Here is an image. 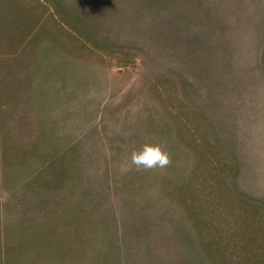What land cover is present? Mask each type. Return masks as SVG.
<instances>
[{
    "label": "rangeland",
    "instance_id": "1",
    "mask_svg": "<svg viewBox=\"0 0 264 264\" xmlns=\"http://www.w3.org/2000/svg\"><path fill=\"white\" fill-rule=\"evenodd\" d=\"M39 169L33 226L90 264H264V0H0V203Z\"/></svg>",
    "mask_w": 264,
    "mask_h": 264
},
{
    "label": "crops",
    "instance_id": "2",
    "mask_svg": "<svg viewBox=\"0 0 264 264\" xmlns=\"http://www.w3.org/2000/svg\"><path fill=\"white\" fill-rule=\"evenodd\" d=\"M21 52H9L8 54H5L4 57L5 60L8 62L3 63L2 66L4 68L5 64V71L9 70L8 72L12 73L13 68L15 70H18V66H15V60L14 58L19 56ZM26 58L23 56V59ZM36 58V55H35ZM39 62H41V58L39 55ZM24 64V63H23ZM6 65H9L6 66ZM34 68V67H33ZM4 73V71L2 72ZM16 76L15 79L20 78L21 80L25 79L18 74L14 75ZM36 79L34 80V88H36ZM30 86L27 88H24L21 86L19 90H16L17 92L25 91V89H29ZM36 90V89H35ZM25 95V94H24ZM17 96H20L18 94ZM20 98H13L12 100L6 99L3 100V103L1 107H10L12 105L13 107H21ZM23 107V106H22ZM13 111V110H12ZM11 111V112H12ZM17 113H20L19 110L15 109V114L11 118V122L14 124L13 127H17L21 120L17 116ZM18 119V120H17ZM34 165V164H33ZM38 171L31 174L28 178L24 179L20 177V180L16 184V187L13 191V195L11 199H3L0 203V216L2 225H5L6 219L9 220L12 216L14 218L15 226L17 227V233H19V239L17 242H1L0 245H3L7 250H10V247L12 245H16L17 249V255L16 258L13 259V261H17V263L12 264H78L77 262L80 260L81 264H90L91 255L90 253H84V251H88L90 248V245L88 244H79L77 247L79 249L76 251L78 252L75 254L74 249L72 245H70L66 238L62 237V239H59L58 233L52 228L40 232V221H42L40 218H38V221L36 223V227L33 226V219L36 216L35 208L39 206H42L40 203L37 205V200L33 201V199L36 196L37 190L31 191V187L33 186V182L36 181ZM51 189V187L49 188ZM51 199H45L44 202H48ZM43 202V203H44ZM45 203V204H46ZM24 205L28 206L27 212H23L22 208H24ZM44 215L51 214V204L47 208L43 210ZM48 217L45 216L43 220L47 219ZM2 238H4V231H2ZM3 240V239H2ZM75 256L78 258L77 261H75ZM8 259H11V255L8 254ZM116 261H120L118 259H113V263L115 264ZM104 264V263H102Z\"/></svg>",
    "mask_w": 264,
    "mask_h": 264
},
{
    "label": "clouds",
    "instance_id": "3",
    "mask_svg": "<svg viewBox=\"0 0 264 264\" xmlns=\"http://www.w3.org/2000/svg\"><path fill=\"white\" fill-rule=\"evenodd\" d=\"M171 164V152L163 141L145 142L139 149L131 152L130 165L122 168L123 172L130 171L132 166L136 171L164 169Z\"/></svg>",
    "mask_w": 264,
    "mask_h": 264
}]
</instances>
